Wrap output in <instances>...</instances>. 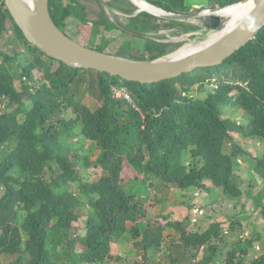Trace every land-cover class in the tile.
Listing matches in <instances>:
<instances>
[{
	"label": "trees",
	"instance_id": "trees-1",
	"mask_svg": "<svg viewBox=\"0 0 264 264\" xmlns=\"http://www.w3.org/2000/svg\"><path fill=\"white\" fill-rule=\"evenodd\" d=\"M91 1L101 5L96 20L87 19L82 0H49L50 12L65 32L69 19L79 22L80 34L89 26L88 40L78 41L104 51L110 43L104 32L121 27L101 0ZM150 1L181 13L193 5ZM211 1L208 7L241 0ZM108 5L127 14L129 27L139 33L160 31L163 21L175 28V36L202 29L146 11L133 16L137 6L131 0H109ZM205 19L211 29L222 24L220 17ZM6 32L16 47L13 53L0 51V264H161L152 253L170 244L175 247L172 264H217L218 257H225L226 264L243 263L261 232L231 240L236 225L245 229L236 216L228 229L222 221L190 230L188 218L168 220L172 229L167 234L161 222L149 218L141 193L148 192L155 176L184 190L209 191L212 185L225 199L243 194L237 168L239 157L250 152L242 143L264 141V26L222 64L154 83L50 57L27 39L0 0V39ZM147 39L152 55L130 57L153 59L184 44ZM113 86L126 87L133 102L115 98ZM227 109L240 112L242 120L224 116ZM78 134L89 142V154L64 144V136ZM186 154L192 159L188 165ZM256 161V172L264 179V154ZM74 182L79 194L72 190ZM255 206L264 215L262 199ZM125 234L133 239L137 257L123 262L114 242ZM251 264H264V254Z\"/></svg>",
	"mask_w": 264,
	"mask_h": 264
},
{
	"label": "rangeland",
	"instance_id": "rangeland-1",
	"mask_svg": "<svg viewBox=\"0 0 264 264\" xmlns=\"http://www.w3.org/2000/svg\"><path fill=\"white\" fill-rule=\"evenodd\" d=\"M102 5L109 14L110 18L118 23L121 28L106 30L104 34L109 39V45L103 47L104 51L111 54H116L119 56L130 57L134 56L137 58H149V49L146 47L147 38L158 39L159 34H163L169 42L177 39V41H183L184 44L187 43H201L207 40L215 31L222 27L226 22V17H220L222 24L215 29H211L205 17L210 15H205L203 17H195L190 19L188 22L199 24L202 29L197 31L195 37L192 35L182 34L180 36H175L172 32L175 28H171L167 21L161 22V30L157 32H147L139 33L134 30V28L129 27V16L127 14H120L118 10L110 7L107 0H101ZM83 4L87 6V19L96 20L99 18V12L101 11V5L97 1L82 0ZM186 3L193 4L192 9H197L200 7H208L212 5L211 0H186ZM116 14H120V19L117 21ZM79 22L74 19L68 20L67 33L77 40L82 41L88 40V35L90 27H85V33H78L77 24ZM139 33V34H136ZM96 46L102 44L100 39H97ZM16 44L11 41L9 33H4L0 39V51L13 53L15 51ZM100 47V46H99ZM102 47V46H101ZM22 46H18L17 49H21ZM132 58V57H131ZM209 92H212L213 86H206ZM224 116H231L242 120V114L240 112L227 109ZM63 142L66 146L70 147V151H78L80 155L90 153V145L86 140H81L80 135H75L74 137H63ZM245 149L250 153L241 155L239 157L238 171L239 175H242V179L239 181V185L243 194L236 199H225L222 196V191L220 188L210 185L211 182L207 181L206 185H210V190L205 191L204 189H191L184 190L175 186H168L162 182L158 177H150V186L148 187V192H142L141 196L146 199L149 205V218H154L161 222L166 229V233L169 234L172 229L167 221L175 219H190L191 223L189 225L190 230H204L213 221L224 222V228L228 229L229 225L233 222L234 218L237 216L244 222L245 229L242 230L240 225H236L234 233L230 235V239H236L238 235L242 237H249L253 232H261L263 237L260 241L255 242V246L250 249V253L242 257V264H251L252 260L264 254V215L260 208L255 206L256 199H262L264 203V179H262L256 172V157L262 156L264 154V141L261 139H249L242 143ZM192 161L189 154L184 156V163L190 164ZM94 169V168H93ZM97 169L93 170L95 174ZM95 176V175H93ZM80 185L78 182L72 183V190L75 194H79ZM2 191H0V195ZM245 206V208H244ZM84 225V224H82ZM115 252L123 256V262L128 259L137 257L136 250L137 247L133 243V239L129 234H125L122 238H119L114 242ZM175 252V247L172 244L163 246L158 252H153L152 255L161 264H172L171 256ZM25 261L30 260L28 254L24 255ZM215 262L217 264H226L225 257L216 258ZM184 264V263H183Z\"/></svg>",
	"mask_w": 264,
	"mask_h": 264
},
{
	"label": "water",
	"instance_id": "water-1",
	"mask_svg": "<svg viewBox=\"0 0 264 264\" xmlns=\"http://www.w3.org/2000/svg\"><path fill=\"white\" fill-rule=\"evenodd\" d=\"M131 1L137 6L133 16L146 11L167 20L189 21L205 16V10L221 9L246 0L223 7H200L187 13L168 11L150 0L146 1L159 11L142 9L134 0ZM254 1V6L237 23L211 43L187 55L171 56L185 45L183 44L178 49L153 59L119 56L84 45L56 24L50 12L49 0H5V4L27 39L50 57L73 67L92 68L130 81L154 83L178 77L199 67L220 65L236 50L254 39L264 26V0ZM210 16L218 15L213 13ZM186 34H197V31Z\"/></svg>",
	"mask_w": 264,
	"mask_h": 264
},
{
	"label": "bare ground",
	"instance_id": "bare-ground-1",
	"mask_svg": "<svg viewBox=\"0 0 264 264\" xmlns=\"http://www.w3.org/2000/svg\"><path fill=\"white\" fill-rule=\"evenodd\" d=\"M31 1V0H30ZM139 7L152 9L159 11L158 8L151 6L146 0H134ZM255 4L254 0H246L244 2L238 3L236 5L228 6L221 9H210L205 10V15L215 14L221 17H226L228 20L222 26L219 27L215 33H213L207 40L201 43H187L181 47L178 51L173 53L171 56H182L192 53L193 51L211 43L215 39L219 38L221 35L226 33L235 23H237Z\"/></svg>",
	"mask_w": 264,
	"mask_h": 264
},
{
	"label": "built area",
	"instance_id": "built-area-1",
	"mask_svg": "<svg viewBox=\"0 0 264 264\" xmlns=\"http://www.w3.org/2000/svg\"><path fill=\"white\" fill-rule=\"evenodd\" d=\"M112 92L115 98H126L130 102H133V99L126 87L113 86Z\"/></svg>",
	"mask_w": 264,
	"mask_h": 264
},
{
	"label": "flooded vegetation",
	"instance_id": "flooded-vegetation-1",
	"mask_svg": "<svg viewBox=\"0 0 264 264\" xmlns=\"http://www.w3.org/2000/svg\"><path fill=\"white\" fill-rule=\"evenodd\" d=\"M186 34V33H185ZM166 37V36H165ZM157 40H159V41H164V42H166L167 40L166 39H157ZM169 41V40H168ZM174 41H177V39L176 40H174Z\"/></svg>",
	"mask_w": 264,
	"mask_h": 264
}]
</instances>
